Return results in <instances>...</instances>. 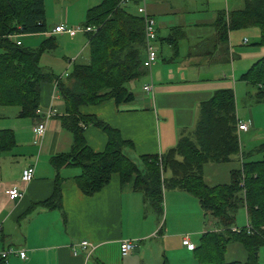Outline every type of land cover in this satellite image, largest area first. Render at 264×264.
Segmentation results:
<instances>
[{"label": "crops", "instance_id": "crops-1", "mask_svg": "<svg viewBox=\"0 0 264 264\" xmlns=\"http://www.w3.org/2000/svg\"><path fill=\"white\" fill-rule=\"evenodd\" d=\"M99 1H92L94 3L90 7ZM50 4L52 0H43L44 16H48ZM241 4L242 0L139 1L137 6L141 5L145 14L154 21L156 62L148 70L141 69L138 79L127 84L132 96L129 101L116 104L108 99L96 105L80 106L78 113L93 117L115 130L128 145L124 148L131 159L159 156L174 147L182 131L189 127L194 129L200 102L218 90L231 88L234 95L243 82L239 77L244 70L239 73V79L235 78L242 50L236 48L233 39L235 35L243 36L246 32L235 33L244 29L228 32L227 41L222 45L217 41L214 28L218 13L227 14L230 10L239 9ZM58 25L60 22H54L45 27V32L23 35L19 41L22 45L24 41L28 48H35L50 39L52 43L45 47L53 49L57 44H63L62 58L68 64L79 59L85 63L78 64H86V35L68 37L53 34L52 29ZM246 42L242 38L238 43ZM249 54L257 55L251 65L264 55V48L256 46ZM143 55L142 52L141 58ZM62 69L45 70L60 81L64 79L62 74L69 72ZM147 83L151 84V91L146 94L141 88ZM39 92L38 107L30 118L19 117V107H0V130H10L14 136L10 149L0 154V252L9 247L24 251L23 260L11 254L6 264H128V259L123 260L128 256L144 262L145 251L155 237L160 250H172L168 240L178 234L166 225L169 208L189 211L183 219L194 225L189 234L197 237L196 246L188 238L193 248L198 246L202 234L216 226L191 195L176 190L162 189V215L156 216L144 203L142 195L132 189V179L121 182L117 174H111L108 183L98 192L91 196L83 195L72 181L79 173L77 168L58 164L54 169L50 164L54 156L68 154L72 144V134L60 123V118L66 116L63 101L53 82L40 84ZM48 111L53 116L45 120L44 134L38 143L33 144L30 129ZM235 118L236 123L243 122L236 113ZM82 128V139L87 148L93 153L102 152L105 134L90 125ZM234 160L237 161L238 157L225 163ZM28 165L33 167V176L23 184L21 174ZM213 165L222 163L203 166L204 183L206 167L208 173L212 172L216 177ZM168 176L169 173L164 172L163 177L167 179ZM56 180L57 200L53 199ZM10 186L23 190V198L9 201L4 190ZM44 201L51 202L53 207L42 206ZM182 239L183 236L179 251L189 255L192 251L181 245ZM122 240L135 245L132 253L125 257H121L118 251ZM80 241L87 242L84 249L76 248ZM72 248H75V253H72ZM193 256V261L187 264H204L198 256Z\"/></svg>", "mask_w": 264, "mask_h": 264}, {"label": "trees", "instance_id": "trees-1", "mask_svg": "<svg viewBox=\"0 0 264 264\" xmlns=\"http://www.w3.org/2000/svg\"><path fill=\"white\" fill-rule=\"evenodd\" d=\"M100 0L84 13V26L95 28L86 34L88 61L72 63L67 76L59 81L39 66V56L50 39L36 49L16 45L6 38L9 34L32 35L45 32L43 0H0V107L20 108L19 117L30 118L40 101L39 86L55 82L63 101L66 116L62 127L72 134L68 154L54 156L50 164H67L78 169L72 181L85 196H91L108 183L111 174L121 182L132 179V189L142 195L144 203L156 216L162 215V189L176 190L191 195L204 214H209L219 228L207 231L191 251L198 254L206 244L222 248L229 241L239 243L245 254L243 262L214 264H258L257 251L264 247V139L247 154L240 152L234 95L230 89L218 90L200 102L193 131L180 136L174 147L162 155L141 156L140 169L123 154L126 143L115 130L90 116H81L77 108L96 105L112 99L116 104L129 101L132 96L127 84L140 76L143 52V32L140 17L128 11L140 0ZM217 41L225 44L230 31L255 28L256 46L264 48V0H242L241 7L227 14L218 13L214 22ZM245 84L256 87L253 99L264 102V55L254 61L240 76ZM99 128L106 136L104 150L91 152L82 139L83 126ZM14 136L10 130H0V154L10 149ZM128 146V145H127ZM241 154V156L239 155ZM261 153L257 161L252 154ZM238 157V168L229 171V182L207 186L202 180L205 164L225 163ZM160 161V168L156 165ZM164 172L169 176L163 177ZM56 180L53 199H58ZM52 208L51 202L42 206ZM244 211L245 223L238 233L237 213ZM244 223V224H245ZM0 264H5L0 260Z\"/></svg>", "mask_w": 264, "mask_h": 264}, {"label": "rangeland", "instance_id": "rangeland-1", "mask_svg": "<svg viewBox=\"0 0 264 264\" xmlns=\"http://www.w3.org/2000/svg\"><path fill=\"white\" fill-rule=\"evenodd\" d=\"M94 0H52V4L48 6L47 13L48 16H44V25L45 27H48L52 25L54 22H60V24L66 25L68 27H73L77 25H83L84 22V11L86 10V7H90V5L94 2ZM131 5V4H130ZM127 6V9L129 12L134 13L135 8L133 6ZM48 17V19H46ZM49 21V22H48ZM240 32H246L243 36L235 35L233 39V43L236 44V48L242 50V56L241 59L237 63V67L235 68L236 74L235 78L237 79L239 76V73L244 70V72L248 69L246 68L251 61L255 58V56L258 55L259 51L257 52V55H251L249 54V51L252 48H256L254 45L258 40V32L254 28L244 29L241 31L235 32L236 34ZM191 33V32H190ZM189 33V34H190ZM82 35V34H81ZM161 35H163L161 33ZM67 42H71L66 37H63ZM242 38L247 41L246 43H238ZM27 45L23 41V46ZM42 44L39 43L35 48H29V49H36L39 48ZM26 47V46H25ZM28 48V47H27ZM259 50V49H258ZM62 52H63V44L59 43L57 46L53 49L51 48H43L42 52L39 56V66L54 71L59 70L63 68L66 71H70L71 64H68L66 60H63L62 58ZM85 57H87V50L84 52ZM252 57V58H251ZM83 60L79 59L76 61V63H85L82 62ZM243 67V68H239ZM250 67V65L248 66ZM62 69V70H63ZM62 70H60L62 72ZM244 72H242L240 75H242ZM240 78V77H239ZM238 78V79H239ZM241 86L237 87L236 92H234V106H235V113L239 118L242 119V123H244L248 127L247 133H238V143L240 152L243 154L249 153V151L253 150L255 147H257L264 139V104H256V102L253 99V94L256 91V87L253 85H248L243 82L240 83ZM226 88V87H225ZM231 89V88H230ZM226 90V89H224ZM18 109V107H16ZM15 110V109H13ZM187 130L182 131V136L189 135L193 128L189 127L186 128ZM123 154L126 155L129 159H131L130 155L127 153V149L123 148ZM241 156V154L239 153ZM261 153L252 154L249 158L251 161H257L262 158ZM136 165L141 169L142 164L139 161V159H136L133 157L131 159ZM239 162L234 160L229 163H222V165H213L214 169L216 170V177H214V173L209 172L208 173V167L205 169L204 173V181L205 184L208 186L218 185V184H227L229 181V170H235L238 168ZM211 168V167H209ZM225 182H222L224 181ZM228 181V182H227ZM189 214V211L184 210H171L169 208V212L167 215V222L166 225L171 226L173 229V232L177 233L178 235L169 238L168 242L171 246V251H164L160 250L158 246V240H156V237L151 239V243H149L146 251H145V258L144 262H140L139 258L130 259V256L124 258L128 259V264H187L193 261V255L198 256L196 252L188 253L189 255H185L179 251L180 246V239L181 237L187 236L189 238V241L196 246L197 237L195 235L189 234V230L194 226L190 220L185 221L183 218ZM210 222L214 223V220L209 214L206 215ZM245 223V216L244 211L240 210L236 217H235V225L238 227L243 226ZM217 230L219 231V228L215 226L212 227L210 231ZM209 231V232H210ZM203 257H204V264H214L217 263L218 260L222 261V263H228V262H243L245 257V252L242 248V246L237 242H231L229 241L226 243L225 246L222 248H218L216 244L213 246L208 243L204 247V249L201 250ZM144 252H142L143 254ZM195 253V254H194ZM257 261L258 264H264V247H261L257 251ZM159 256V258H158ZM197 264V263H196Z\"/></svg>", "mask_w": 264, "mask_h": 264}, {"label": "built area", "instance_id": "built-area-1", "mask_svg": "<svg viewBox=\"0 0 264 264\" xmlns=\"http://www.w3.org/2000/svg\"><path fill=\"white\" fill-rule=\"evenodd\" d=\"M141 1V0H140ZM126 0L124 1V3ZM135 8V14L140 17L141 22H142V32H143V58L141 60V68L148 70L155 62L157 58V51H156V33L154 29V21L153 19L146 15L143 8L141 5L134 7ZM95 28L89 27V26H84V25H77V26H71L68 27L66 25L60 24L58 26H55L52 29L53 34H58V35H66L68 37H73L76 34H88V33H94ZM23 36V34H9L6 35L4 38L9 40L10 42L16 44V45H22L21 41H19V38ZM64 75L63 78L67 76L66 74ZM60 79V78H59ZM54 87H56V83L54 82ZM141 90L144 93H150L151 91V84L147 83L144 84L141 88ZM53 116V113L51 111L46 112V114L41 118L40 121L36 122L30 129L31 131V139L33 144L38 143L42 135L44 134L45 131V120ZM248 127L242 123V122H237L236 123V131L238 133H244L246 132ZM160 168V161L158 159V162L156 164ZM33 176V167L31 165H28L23 168L22 174H21V182L23 184H26L32 179ZM4 194L7 197L9 201H15L23 198V190L19 189L18 186H10L4 190ZM243 227H246L247 231H249V227L246 226V223L243 225ZM231 231L233 233H238L240 231V227H233L231 228ZM181 245L186 247L187 250H192L193 247L192 245L188 242L187 236L183 237L181 241ZM87 246L86 241H80L77 245L76 248H82L84 249ZM135 245L133 242L129 240H122L118 244V251L119 255L121 257H125L132 253L134 250ZM72 253H75V248H72ZM16 255L18 256L21 260L24 259V251L22 249H13V248H7L6 250H3L0 252V260H2L5 264L7 262V257L9 255Z\"/></svg>", "mask_w": 264, "mask_h": 264}]
</instances>
